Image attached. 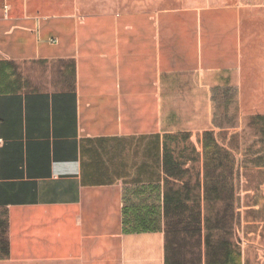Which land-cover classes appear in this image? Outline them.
<instances>
[{
  "label": "crops",
  "instance_id": "1",
  "mask_svg": "<svg viewBox=\"0 0 264 264\" xmlns=\"http://www.w3.org/2000/svg\"><path fill=\"white\" fill-rule=\"evenodd\" d=\"M263 51L264 0H0V264H264Z\"/></svg>",
  "mask_w": 264,
  "mask_h": 264
},
{
  "label": "rangeland",
  "instance_id": "2",
  "mask_svg": "<svg viewBox=\"0 0 264 264\" xmlns=\"http://www.w3.org/2000/svg\"><path fill=\"white\" fill-rule=\"evenodd\" d=\"M82 11L85 13L105 11H127L136 9L160 10L182 6L186 0H78ZM262 44V43H261ZM263 45V44H262ZM261 47V46H260ZM263 47H261L262 49ZM264 51L259 54L260 60L264 61ZM259 60V61H260ZM245 81L246 100L248 106L264 111V68L247 70Z\"/></svg>",
  "mask_w": 264,
  "mask_h": 264
}]
</instances>
